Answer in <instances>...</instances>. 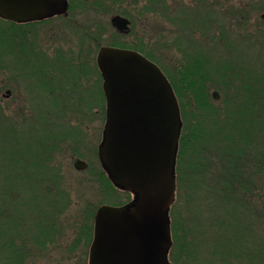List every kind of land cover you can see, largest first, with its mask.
I'll list each match as a JSON object with an SVG mask.
<instances>
[{"label": "rangeland", "instance_id": "374dc122", "mask_svg": "<svg viewBox=\"0 0 264 264\" xmlns=\"http://www.w3.org/2000/svg\"><path fill=\"white\" fill-rule=\"evenodd\" d=\"M163 5H166L165 8ZM183 11L191 15L194 12L203 13L204 23L206 17H210L212 21L214 19L216 23L213 29L195 28L191 24L189 30H195L194 36L188 37L191 40L188 44L183 42L188 48L195 47L194 50L203 45L202 51L209 52L214 65L217 61L216 68L204 72L209 79L206 91L212 108L204 111L208 113L200 114L197 104L189 101L193 97L180 89L183 102L190 106L186 109L190 123L186 134L188 130L194 132L199 123L200 135L203 132L212 134L211 129L217 128L219 122L215 119V114L218 118L230 104V96L236 95L231 85L233 79L230 80L231 83L227 81L228 77L234 75L228 76L225 67H222L225 70L222 73L218 64L231 59L236 67L238 59L241 60L244 53L247 66L244 77L252 78L249 75H252L253 68L250 67L254 66L256 73L261 74L255 78V83L261 79L264 81V0H74L69 20L56 19L21 32L17 26L0 21V29L5 30L4 40L0 42V45L5 43V47L0 50V239L4 238L3 231L9 234L12 231H16V234L19 232L20 240H16L14 247L19 250L25 245L24 248L33 251L32 255L24 256L25 264H88L89 244L86 237L92 228L91 217L101 205H122L131 198L119 192L108 194L100 181L98 147L105 124V98L101 94L102 78L100 80L97 76L95 67L99 49L97 42L101 46L109 45V42L117 38L113 33L115 28L111 18L114 15L128 18L132 22L131 31L129 34L119 35L118 39L129 46L143 47L160 61L158 63L163 69L172 73V70L187 61L184 50L188 48L180 49L176 46L182 29L180 17ZM9 29L16 37L22 33L28 36H22L25 39L30 38L29 44L13 49L14 55H43V69L53 70L50 76L44 75L48 83L37 80L38 75L27 74L35 69L21 70L17 63L9 64V50L6 47ZM68 62L74 66L70 72L64 68V64ZM54 64L62 68L53 69ZM50 81H56L58 87L50 84ZM237 83L242 81L237 80ZM50 86L52 88L48 91L47 87ZM7 89L13 91L10 98L3 96ZM42 89L46 94L49 92L50 95H55H51L56 98L52 102L58 105V109L57 105L50 103V97ZM214 92L218 93V99H214ZM260 99H264V95L257 98L258 101ZM194 109L199 115L195 118ZM259 112L258 109L257 113L260 114ZM221 129L220 126L218 134ZM211 136H208L210 141L206 143L204 137L200 139L198 149L201 153L194 157L196 163L204 159L209 161L204 174L206 181H203L207 188H210L207 183L220 184L228 174L227 165L230 163L231 166V161L228 162L227 156L223 155V150H226L224 143L217 138L212 142ZM41 139L44 141L42 148H39ZM188 141L187 137L186 145ZM258 147L260 155L256 156L260 157L263 169L252 179L254 186L248 184L249 193L235 190L241 198L239 203L250 205V213L245 211L244 218H227L221 216V211L218 218L210 216L214 207L211 206L213 202L209 200L207 191H200L187 202L185 196H181V190L177 189V200L170 212L172 226L177 225L180 236L185 232V235H189L188 240L200 244L192 259L184 256L178 264H264L262 135L259 137ZM249 151L254 154L256 150L252 151L250 148ZM40 152L47 163L43 167L42 156H38ZM21 157L26 158L28 179L17 182L16 177L24 167L21 168L19 162L13 160ZM252 157L249 155V160ZM78 159L88 164L86 169L78 170L75 167ZM188 169L186 166L183 173L187 174ZM17 184L20 185L18 188ZM30 190L37 195L38 190L45 191V203L49 208L41 218V214L28 208L26 212L29 214L19 218L20 226L15 227L10 218L13 204L22 195H27V200H30ZM42 201L43 198L41 204ZM238 211L244 210L238 208ZM213 218L215 223L211 225L209 221L214 220ZM41 220L51 237L43 248L38 246L37 240L33 243L30 240L31 237L38 239V227L35 225ZM224 229L230 232L226 236L229 239V249L225 248L227 240L221 238ZM7 251L6 247L0 246V256L7 254ZM2 261L4 259L0 263ZM171 262L174 264L173 259Z\"/></svg>", "mask_w": 264, "mask_h": 264}, {"label": "water", "instance_id": "95a60500", "mask_svg": "<svg viewBox=\"0 0 264 264\" xmlns=\"http://www.w3.org/2000/svg\"><path fill=\"white\" fill-rule=\"evenodd\" d=\"M65 4L0 0V17L34 21L64 12ZM111 22L121 33L130 31V20L121 15ZM96 60L106 98L99 160L113 184L134 198L98 209L89 264H171L169 214L183 126L178 98L164 71L136 50L101 46ZM75 166L84 170L88 164L78 159Z\"/></svg>", "mask_w": 264, "mask_h": 264}, {"label": "trees", "instance_id": "16d2710c", "mask_svg": "<svg viewBox=\"0 0 264 264\" xmlns=\"http://www.w3.org/2000/svg\"><path fill=\"white\" fill-rule=\"evenodd\" d=\"M85 1V0H83ZM165 8L166 5H163ZM244 13V10H242ZM241 12V13H242ZM208 15V14H206ZM203 13L197 14L196 12L193 13V15L187 13L186 11H183L181 13L180 17V23L182 26V29L180 30V36L178 37V41L176 42V46H179L180 49H183L185 47L188 48L184 41L188 44L189 41H191L188 37L194 36V31L189 30V26L191 24H194L193 26L195 28L201 27L207 28V29H213L214 19L211 20L210 17L204 18L205 23L202 19ZM0 21H3L6 23L5 20L0 18ZM220 25V23H217ZM4 29H0V42L4 40ZM117 38L113 40L112 42H109V45L114 46H120L124 48H132L136 49L148 56L150 59L154 60L155 62H160L157 60L151 53H147L146 50L138 46H129L123 42H121L118 39V36H122L119 34L116 30L113 32ZM224 37L227 38V35H224ZM221 37V38H224ZM225 39V38H224ZM195 43V42H193ZM97 47H100L99 41L97 42ZM203 45H199L198 48L195 49L190 47L188 49L191 50H184L186 57V64L181 63L176 70H172V73L166 69L165 72L168 75L169 79L171 80L173 87L175 89V92L177 94V97L180 102L181 106V112H182V118H183V130H182V136L180 139V148H179V154H178V161H177V181H178V190H181V196H185V200L187 202L195 196V194H199L200 191H207V193L210 195L209 200L213 202L211 206L214 207V211L210 216H215V218H218L219 211H221V216L227 218H244L245 211L250 213V205L249 204H240L241 198L236 194L235 190L241 191L243 190L246 193H249V186L248 184H252L254 186V180H252L258 173L261 172L263 169L262 162H260V157L256 156L257 154L260 155V149L258 147L259 145V137L262 135L264 136V99H260V101L257 100V98H262L264 95V81L261 79L258 81V83H255V78L261 75L260 73L257 74L255 67L251 66L250 68H253V72L251 76L252 78H245L244 72H245V58L244 53H240L242 55L241 60L237 62L236 67L231 63V59H228L229 61H222L218 64V66H221L226 69V73L228 76L227 81L228 83H231L230 80L233 79L231 85L234 87V90L236 91V95L233 97L230 96V104L226 107L224 111H222L221 115H219L218 118L215 119L219 122H217V128L221 126L222 129L219 130L220 134H218V129L213 127L211 129L212 134H205L203 132L202 135H200L201 131V124L199 123L197 126V129H194V132H190L188 130V133L186 134V129L189 127V120H188V113H186V109L189 106V104L184 103L180 89H184L188 95H191L193 99H189L190 102L194 101L197 106L200 114L202 113H208L204 112L205 110H209L212 108V106L208 103V94L206 91V83L209 79L204 75V72H208L217 66L214 65V62L211 60L212 56H210L209 52L204 53L201 47ZM2 47H5V43L0 45V50ZM234 51V48L232 49ZM239 54V55H240ZM258 60H260L258 58ZM261 61V60H260ZM207 62V63H206ZM159 64V63H158ZM97 69V76H100V72L97 68V65L95 67ZM224 69H222V73H224ZM176 72V73H175ZM174 73V74H173ZM75 74V72H74ZM264 74V73H263ZM102 78V77H101ZM100 78V80H101ZM176 78V79H175ZM239 78V79H237ZM243 78V79H242ZM237 80H241L242 83L238 84ZM178 82L180 84H178ZM102 85V84H101ZM99 86V85H98ZM102 87V86H101ZM100 87V89H101ZM261 90V91H260ZM260 91V94L258 92ZM101 94L103 95V90L101 91ZM259 95V97H258ZM192 106V105H191ZM259 107V108H258ZM260 110V114L257 113V110ZM190 110V109H189ZM210 111V110H209ZM105 112V110H104ZM194 118L199 116L198 112L194 109ZM262 117V118H261ZM204 130V127H203ZM213 131V132H212ZM218 134V136H217ZM212 135V136H211ZM208 136H211L212 142L217 138L218 140L224 143L225 149L223 150V155L227 156V161H231L227 165L226 170L228 171L227 176L223 178L220 184H214L210 185L207 183V185L210 188L205 187V184L203 181H206L204 178V174L206 173L209 165V161L204 159V161L196 163L194 162L195 155H199L201 151L198 149V143L201 141L203 137L205 138L204 142L206 143L210 141L208 139ZM189 138L188 144L186 145V139ZM203 141V140H202ZM211 145V144H209ZM192 146V149H190ZM208 146V145H207ZM212 146V145H211ZM250 148L252 151L254 149L256 150L254 154L250 153ZM264 151V147H263ZM189 152V153H188ZM188 153V154H187ZM249 155L253 156L249 160ZM39 157L42 156L41 163L42 167L47 165L46 159L44 158V155L42 152L38 154ZM18 161L20 167H24L19 175H17V182H23L24 179H28L26 176V170L25 167H27L26 158H15L13 162ZM207 161V163H205ZM193 162V163H192ZM22 163L24 165H22ZM188 164L190 166H188ZM188 167V173L185 174L184 168ZM31 167V166H30ZM30 177V176H28ZM244 177V180L242 179ZM100 181L101 185L105 186V190L108 194H114L118 193V189L115 188V186L112 184L110 178L108 177L107 173L105 172L104 168L101 166L100 171ZM199 182L201 185L199 186ZM20 185L17 184L16 187L18 188ZM207 189V190H204ZM41 190V189H40ZM25 191V190H24ZM184 191V193H183ZM33 191H29V194ZM128 197L130 195L126 192H123ZM30 200H27V195H22L18 202L14 203L13 205V214L11 215V220L13 225L15 227L20 226V223L18 222L19 218H22V216H25L26 214H29L26 212L29 209H33L34 211H37L38 214L41 217H44L45 210L49 208L47 204L45 203V200L47 199V195L45 191H39L38 195L36 193H32L29 195ZM41 198H43L42 204L40 203ZM38 199V200H37ZM227 204V205H226ZM226 206V207H225ZM29 208V209H28ZM239 209L244 210L243 212L238 211ZM200 216V212H198ZM94 220V216H92ZM214 219V218H213ZM226 222V221H224ZM209 223L212 225L215 223V219L209 221ZM227 224V223H226ZM225 224V225H226ZM42 220L38 222V232L36 236L38 239H33L32 237L30 240L33 241L37 240L39 242V247L46 246V243L51 238L50 234L48 232V229L43 226ZM92 228H90L89 235H87L88 244L90 246L92 237H93V221L91 223ZM173 237H174V245L171 250L170 258L174 260V264L180 263L182 258L184 256H188V258H193L195 256L196 249L200 245L199 242L195 243L192 240H188L189 235L182 236L177 232L178 227L177 225H173ZM19 230V229H18ZM248 230V229H247ZM4 238L0 239V246L6 247L7 254L3 255L1 254L0 260L4 259L2 263L0 264H25L24 256L25 255H32L33 251L27 250V248H15L16 240H20V234L19 232L16 234V231H12L11 234H9L6 231H3ZM223 235L221 238H225L227 240V244H225V248L230 247L229 239L226 238V236L230 233L227 231V229H224ZM244 237V236H240ZM238 238V236H237ZM214 242V240H212ZM45 244V245H44ZM213 245V244H212ZM34 247V245H33ZM218 248V245L217 247ZM193 251L191 252V250ZM231 249V248H230ZM22 250V251H21ZM221 253L224 254V251L221 250ZM8 259V260H7Z\"/></svg>", "mask_w": 264, "mask_h": 264}, {"label": "flooded vegetation", "instance_id": "af4514ba", "mask_svg": "<svg viewBox=\"0 0 264 264\" xmlns=\"http://www.w3.org/2000/svg\"><path fill=\"white\" fill-rule=\"evenodd\" d=\"M73 2L74 0H66V4H65V11L64 12H59V13H56L54 15H51L49 17H46V18H43V19H39V20H34V21H27V22H16V21H13V20H7V23L10 24L11 26L15 25L19 28V32L21 31H27V30H24V29H29V28H32V27H39V26H42L44 23H48L50 21H53V20H56V19H66L69 20L71 19V15H70V12H71V9L73 7ZM16 34L13 35L12 31L9 29L8 30V36H9V40L6 44V47L7 49L9 50V64H13V63H17L19 65V68L22 70V69H35L34 72H31V73H28L29 75H38L37 76V80L38 79H41V80H45L46 83H48V80L46 78H44V75H47V76H50L51 73H53V70H44L43 67H44V61H43V55H40V56H37V55H33V54H20L18 56L14 55L15 54V51L13 50L15 47L16 48H21L24 47L26 45V43H30V38H24L22 36H26L28 37L26 34L25 35H22V33H20V36L19 37H16L15 36ZM13 58V59H11ZM27 58V60H25ZM67 65V66H66ZM47 67V65H46ZM62 68V66H58V64H54V66H52L53 69H58V68ZM73 64L68 62L67 64H64V68L70 72L71 69H73ZM44 71V72H43ZM56 74H58V71H56ZM70 74V73H69ZM55 77H53L54 79ZM50 84H52L53 86L56 85L58 87V84L56 81H53V82H49ZM52 86H50V88L47 87L48 91L49 89H51ZM44 89H42V92L44 94L45 91H43ZM42 93V94H43ZM13 94V91L11 89H7L5 94L3 95L5 98H10V96H12ZM53 97L55 96L54 94H51ZM49 94V92L46 94V96L50 99H51V102L50 103H53L54 105H57L55 102L56 98H53ZM55 99V100H54ZM52 100H54V102H52ZM60 106V105H59ZM57 109H58V105H57ZM61 110V109H60ZM43 141L44 140H39V148H42V144H43Z\"/></svg>", "mask_w": 264, "mask_h": 264}]
</instances>
